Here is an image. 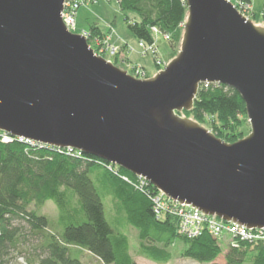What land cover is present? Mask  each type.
<instances>
[{"label":"water","instance_id":"1","mask_svg":"<svg viewBox=\"0 0 264 264\" xmlns=\"http://www.w3.org/2000/svg\"><path fill=\"white\" fill-rule=\"evenodd\" d=\"M66 0H0V131L116 165L182 205L264 230V24L226 0H186L181 50L140 80L62 19ZM234 90L248 137L226 144L179 114Z\"/></svg>","mask_w":264,"mask_h":264},{"label":"trees","instance_id":"2","mask_svg":"<svg viewBox=\"0 0 264 264\" xmlns=\"http://www.w3.org/2000/svg\"><path fill=\"white\" fill-rule=\"evenodd\" d=\"M117 1L138 42L154 45L152 29L156 28L170 36V56L175 59L188 18L185 0ZM246 1L252 5V0ZM260 17L264 19V8L260 14L252 13L251 18ZM89 35L92 42L104 44L109 37L96 25L91 26ZM179 115L202 127L209 124L212 134L229 145L240 141V127L243 119H248L238 93L214 84L202 85L193 109ZM95 166L103 168L112 180L109 192L119 213L138 232L142 257L168 264L172 257L169 250L179 241L187 247L183 258L195 263L213 264L222 256L221 241L207 231L188 239L179 234L178 216L156 213L152 197L158 190L150 183L143 184V180L116 165L75 150L26 144L18 139L5 143L0 138L1 262L10 259L26 232L42 241L46 258L40 264H84L81 252L90 253L102 264H136L128 237L114 230L106 218L104 202L90 177ZM48 202L57 208V228L37 213L36 209ZM224 256L226 264H264V242L230 245Z\"/></svg>","mask_w":264,"mask_h":264},{"label":"rangeland","instance_id":"3","mask_svg":"<svg viewBox=\"0 0 264 264\" xmlns=\"http://www.w3.org/2000/svg\"><path fill=\"white\" fill-rule=\"evenodd\" d=\"M263 8L264 0H252L253 13L260 14ZM131 15L132 14H129V16ZM251 21L253 23L264 24V19L262 17L258 20L251 18ZM75 24L77 33L74 34L77 35H83L84 33L89 34L91 26L94 25L102 28L108 33L109 37L106 38L105 44L100 41L92 42L90 38H88L90 48L95 51L97 56H101L112 63H114L115 58H117L116 66L119 68L121 67L120 69L127 71L137 79L148 80L154 78L158 73L164 71L174 59L170 56L173 50L170 43L171 38L166 39L167 34L159 33L155 36L156 42L154 45L156 55L153 53L145 54V50L139 46V42L125 23V15L121 11L117 0H99L96 4L80 7L77 12ZM110 47L116 50L114 55L111 54ZM137 71H145L146 78L144 79L140 77V75H137ZM207 119L209 120V118ZM243 121L244 124L240 127L243 135L240 140L248 137L251 133L249 120L244 118ZM209 127V124L204 125V128L211 132ZM90 177L104 202L108 222L114 230H118L128 237L130 254L136 264H158L141 256L138 232L128 224L126 216L120 214L117 210L113 196L109 192V185H111L112 180L105 170L99 166H95L91 169ZM32 210H35V208L32 207ZM36 210L40 216L47 217L52 225L57 228L58 211L52 202H48L43 207ZM225 237L220 240L223 254L213 264H226L224 254L227 252L232 239L227 235H225ZM41 245L42 241L39 237L24 232L21 245H19L17 250L12 252L8 261H0V264H40V261L46 258V254L41 248ZM186 248L187 247L181 241L177 242L174 247L169 250L172 257L168 264H198L183 258V252ZM80 259L84 264H102L88 252H81Z\"/></svg>","mask_w":264,"mask_h":264},{"label":"built area","instance_id":"4","mask_svg":"<svg viewBox=\"0 0 264 264\" xmlns=\"http://www.w3.org/2000/svg\"><path fill=\"white\" fill-rule=\"evenodd\" d=\"M98 1L99 0H66L64 4V11L62 12V19L64 24L71 33L73 34L77 33L75 23H76L77 12L80 9V7L88 6L89 4H96L98 3ZM226 1L231 3V5L240 14H242L247 19L251 20L253 9H252V5H250L246 0H226ZM152 32L155 36L160 33L156 28H153ZM83 36L90 38V35L88 33H84ZM166 39H170V37L166 35ZM139 46L145 50V54L156 53L155 45H146L145 43L140 42ZM110 52L111 54L114 55L116 50L110 47ZM136 74L140 75V77H143L144 79L146 78L145 71H140V72L137 71ZM208 85H209L208 83L205 84V87H208ZM0 138L2 139V142L5 143H11L13 142L14 139H18L22 143L33 144V145L36 144L29 140L14 138L9 134L3 133L1 131H0ZM141 180H143V184L148 183L144 179ZM152 201L156 213L160 215L165 213H171L173 215L178 216L180 220L179 234L184 237H187L188 239L197 238L202 233L207 231L211 236L219 240L224 238L225 235L229 236L232 239L230 245L239 242H255V241L264 242V230H249L235 223H226L216 216H206L205 214H203L202 212H200L195 208L180 204L179 202L168 197L166 194H164L161 191H158L157 194L152 197Z\"/></svg>","mask_w":264,"mask_h":264},{"label":"crops","instance_id":"5","mask_svg":"<svg viewBox=\"0 0 264 264\" xmlns=\"http://www.w3.org/2000/svg\"><path fill=\"white\" fill-rule=\"evenodd\" d=\"M127 45V44H126Z\"/></svg>","mask_w":264,"mask_h":264}]
</instances>
